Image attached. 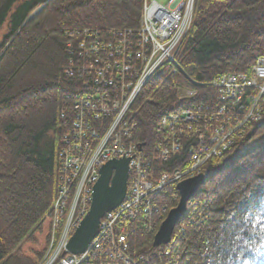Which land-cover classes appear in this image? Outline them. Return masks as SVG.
I'll return each instance as SVG.
<instances>
[{
	"label": "trees",
	"instance_id": "obj_1",
	"mask_svg": "<svg viewBox=\"0 0 264 264\" xmlns=\"http://www.w3.org/2000/svg\"><path fill=\"white\" fill-rule=\"evenodd\" d=\"M141 10L142 0H0V27L9 16L0 45V264H33L16 247L46 218L58 190L57 151L71 122L68 112L60 117L68 105L62 97L79 89L63 76L64 33L92 27L102 37L110 29L134 30ZM263 48L264 0H196L176 58L183 75L172 74L167 64L154 74L130 113L133 142L150 147L167 113L211 109L217 91L210 85L230 73L247 74ZM180 88L193 97L181 100ZM189 145L155 171L179 170L188 162ZM200 173L203 181L173 231L169 264H264V117L247 124ZM162 196L177 200L175 186ZM152 239L136 236L132 250L154 251Z\"/></svg>",
	"mask_w": 264,
	"mask_h": 264
},
{
	"label": "built area",
	"instance_id": "obj_2",
	"mask_svg": "<svg viewBox=\"0 0 264 264\" xmlns=\"http://www.w3.org/2000/svg\"><path fill=\"white\" fill-rule=\"evenodd\" d=\"M192 6L193 0H166L164 3L144 0V13L139 31L121 32L118 34L120 39H116L117 34L111 32L110 35L105 36V40L108 38L118 40L112 45L110 42L105 43V40L97 42V39L93 37L90 40L94 43L90 45V48L95 43L96 48L98 47L97 51H95L96 48L93 49L96 52L93 54L88 52L89 49L86 47L88 43L85 40L84 47L80 42L75 45L68 41L66 44L69 65H66L65 74L69 78L85 79L84 92L79 94L77 91L73 94V106L65 110V113L68 112L73 116L71 117L72 130L67 131L60 139L57 151L58 190L56 199L48 211L52 233L58 232V235L55 236L56 239L53 235L51 236L45 259L39 264H166L165 261L172 252L170 242L146 255L136 254L130 244L134 235H149L158 230L157 225L159 222L161 224L172 203L171 200L170 203L168 201L162 203L161 196L164 190L187 178L185 174H176L170 178L169 174H159L152 167L155 166L154 163H166L169 157L180 148L173 145L176 151L169 152L165 144L170 142L174 144L180 136H186L187 133L181 127L192 119L193 110L202 112L199 127L205 128L203 130L205 135L213 119L218 123L216 119L225 117L224 120H227V123L230 121L228 118H232L231 114H235V117L238 116L237 119L241 120L244 109L259 106L260 113L264 110L263 93H259L262 97L261 102L257 103V99L254 100L252 95L249 96L251 89L258 88L255 86L257 84L255 80L264 81V59L260 57L256 60L257 66L254 65L255 68L252 71L255 72V80L232 73L220 77L210 85L220 94L216 100L218 104H215L217 113L209 107L196 106L192 108L193 110L181 109L164 115L156 124L155 132L166 134L162 135L166 138L163 137V141L156 144L168 150L164 152L167 153L166 156L151 158L149 153L148 156L142 157L141 145L132 141L131 131L135 124L131 123L129 107L132 106L137 93L148 82L144 85L141 83L152 78L164 64L170 65L171 69H179L175 62L177 49L182 43V37L187 36L192 19ZM159 34L161 36H158ZM171 34H177V37L168 43L167 38ZM159 40L165 42V45L159 44ZM161 45L167 52L163 59L157 55L159 48L163 50ZM99 52L106 56V62L99 58ZM80 53L90 62L89 69L85 66L81 76L76 71L75 64L79 61L76 56ZM91 56L93 57L90 58ZM165 59L166 62L163 63ZM153 62L155 67L148 72L150 74H146ZM141 77L143 79L140 83ZM191 95L192 91L181 88L178 90L181 100H186ZM64 116L62 115V118ZM259 119L260 117H257L254 121ZM223 125L222 122L221 127ZM171 133L173 137L175 134L174 140L173 137L169 138ZM198 134L201 137L199 128L195 129L194 138H188L191 144L188 153L193 155L196 163H199L197 161L199 155L194 154V149L205 142L201 141L202 138ZM214 137L213 141L216 137L218 138V136ZM227 138L228 142H225ZM221 140V143L215 141L217 150L213 153V157H220L230 148V144H233V138L229 140L228 135ZM100 147L101 154L96 157L97 161L86 164L93 152ZM198 150L200 154V149ZM121 159H127L128 172L123 200L116 208L103 215L99 221L97 233L86 249L78 255L69 254L66 250L67 243L89 211L92 190L99 178L100 168L109 161ZM197 168L196 166L191 171L194 173ZM191 171L188 173L190 174ZM199 172L195 173L199 174Z\"/></svg>",
	"mask_w": 264,
	"mask_h": 264
},
{
	"label": "rangeland",
	"instance_id": "obj_3",
	"mask_svg": "<svg viewBox=\"0 0 264 264\" xmlns=\"http://www.w3.org/2000/svg\"><path fill=\"white\" fill-rule=\"evenodd\" d=\"M156 1H158V2H160V3H164L166 0H156ZM43 6V5H42ZM41 6V7H42ZM195 6H196V2L193 4V11H192V19H191V21H190V24H189V27H188V32H187V36L186 37H182L183 38V40H182V43H181V45L178 47V51H177V54H176V58H177V55H178V52L180 51V49H181V47H182V45H183V43L187 40V38H188V35H189V32H190V28H191V24H192V20H193V17H194V13H195ZM40 7V8H41ZM40 8H38V9H36V11H34L29 17H32L36 12H38V10L40 9ZM144 0H142V10H141V16H140V19H139V23H138V28L137 29H110V30H108V31H106L104 34H102V35H104V36H102V37H99V35L97 34V30H96V28L94 29V28H92V27H83V28H79V29H77V30H74V31H71L70 33H64V41H66L65 43L67 44L68 42L67 41H69V43L71 44H75V45H77V44H80V43H82L83 44V47L84 46H86V44L83 42L84 40L88 43V46H86L88 49H89V51L88 52H90V54H93V52H95V51H97L98 50V47L96 48V43L93 45V46H91V48H90V45L92 44V43H94V41L93 40H90L91 38H93V37H95V39H97V42H100L101 40H105V36H108V35H110V33L111 32H115L116 34H117V37H116V39H120V37L118 36V34L119 33H121V32H128V31H139L138 29H139V27H140V22H141V18H142V16H143V13H144ZM28 17V18H29ZM27 18V19H28ZM8 21H9V16L6 18V20L4 21V23L2 24V26L0 27V45L3 43V37L4 36H6L7 34H8V32H9V27H8ZM148 22H149V20H148ZM158 24H159V22H158ZM187 27V26H186ZM158 36H161V34H159ZM177 37V34H171V35H169L168 36V38H167V42L168 43H170L171 42V40H174L175 38ZM116 39H110V38H108V39H106L104 42L105 43H109L110 42V45H112V44H114V43H116V42H118V40H116ZM160 40H161V38H160ZM159 40V41H160ZM80 42V43H79ZM103 42V43H104ZM159 44H163V45H165V42H163V41H160L159 42ZM81 47V46H80ZM161 48H163V46L161 45L160 46ZM94 48H96V50L95 51H93V49ZM4 49H5V47H4ZM1 52L2 51H0V54H1ZM96 53V52H95ZM64 54L66 55V56H68L67 54H66V48H65V50H64ZM157 55H159L162 59L167 55V52L165 51V48H163V50L162 49H160L159 48V52H158V54ZM75 56V55H74ZM78 56H79V58H78ZM78 56H76L77 57V60L79 59V61L77 62V63H75L77 66H76V68H77V72L78 73H80L79 74V76H81L82 75V73H84V72H82V70L83 69H85V66L86 67H88L89 65H90V62L86 59L87 57H82L81 56V53L80 54H78ZM98 56H99V58L100 59H103L105 62L107 61L106 60V56L104 55V54H102L101 52H99V54H98ZM93 56H91L90 58H92ZM262 58L263 57V59H264V48L262 49V51H261V54H260V56L258 57V58ZM257 58V59H258ZM156 61H158V60H156ZM87 62V63H86ZM164 62H166V59L163 61V63ZM175 62H177V59H175ZM263 62V61H262ZM65 67L63 68V76L64 77H66V78H68V79H70V80H74V81H76L77 82V87L79 88L77 91H78V93L79 94H81L82 92H84L83 91V81H85V79H83V78H81V77H79L80 79H78V77H77V79L76 78H74V77H71V78H69L68 76H66V74H65V69H66V65L68 64L69 65V63H67V58H66V60H65ZM255 63H256V61L254 62V64L251 66V69L249 70V72L247 73V74H244V73H235V74H238V75H244V76H246L247 78L248 77H251V79H254L255 80V72H252L253 71V69L255 68V66H257V64L255 65ZM164 65H166V64H164ZM168 65V64H167ZM255 65V66H254ZM177 66L179 67V65H178V63H177ZM155 67V63L153 62V64H151V66L147 69V72H146V74H150V73H148V72H150L151 70H153V68ZM87 69H89V67L87 68ZM180 69V70H179ZM179 69L178 70H175V69H171V68H169V70L171 71V73L172 74H175V73H179V74H181V75H183V71L181 70V68L179 67ZM173 70V71H172ZM230 74H232V73H230ZM152 76V75H151ZM83 77H85L84 75H83ZM223 77V76H222ZM153 78V77H152ZM152 78H149V79H147V81L145 80V81H143V83H141V81H142V77L139 79V81H140V83L142 84V85H144L146 82H150L151 81V79ZM256 82H257V84L255 85L256 87H258L256 90L255 89H251V91L249 92V96L250 95H252V98L254 99V100H256V103L258 102V101H260L261 102V95H259V93L261 92V93H263L264 94V81H257V80H255ZM147 83V84H148ZM138 84V80H137V83H136V85ZM147 84H145V87H146V85ZM136 85H135V87H136ZM145 87L141 90V91H139L138 93H137V95L135 96V98L133 99V103H132V106L131 107H129V111H128V113L130 112L131 113V111L134 109V104H135V102H136V100H138L139 99V97H140V95L142 94V92H143V90L145 89ZM261 88H263L262 89V91H261ZM182 89V88H181ZM184 90H186V89H184ZM190 91V90H189ZM77 93V94H78ZM181 95V94H180ZM184 95V94H183ZM193 95H194V92H192V95H191V97H193ZM220 94H219V92H217V98H219L220 96H219ZM190 97V98H191ZM63 99H64V101L66 100V103L68 104L67 106H65V104L63 105V107H62V109H61V115H60V117L62 118V115H65L66 113H65V110L66 109H68L69 107H72L73 106V95H68V96H64V97H62ZM190 98H188V99H190ZM263 99V98H262ZM187 100V99H186ZM69 101V102H68ZM215 104H218V103H216L215 102ZM231 104H233V103H231ZM231 104H229L231 107H233ZM260 105V104H259ZM200 106H203V105H200ZM194 107V106H193ZM193 107H191V108H187V109H189V110H191ZM196 107V106H195ZM203 107H205V106H203ZM258 107L259 106H257V107H252L251 109H244V112H242L241 113V116H242V119L241 120H238L237 118H238V116L237 117H235V114H231L230 115V117H232V118H228V119H230V121L229 122H227L226 123V121L227 120H224V118L225 117H223V118H220V120L219 119H216L217 121H218V123L213 119L212 121H211V123L209 124V126H208V131H207V135H205L204 134V132H203V130L205 129L203 126H200L199 127V124H201V122L199 121V118L201 117L200 115H202V112L200 111V112H197V111H195V110H193V115L191 116L192 117V119H190V121L189 122H187V123H185L184 125H182V129L187 133L186 134V136H180L177 140H175L174 141V144H171V142H170V144L169 143H166L165 145H166V149H168L169 150V152H171L172 150H173V152H175L176 151V147H173V145L174 146H183L185 143H188L189 142V137L190 138H194L195 137V129H198L199 128V132H200V134H201V137H200V135L198 134V136L200 137V138H202L201 139V141H205V142H203L202 144H200L199 146H197L199 149H200V154L198 153L199 152V150H198V148L197 149H194V154L195 155H199V159L197 160V161H199V163H196L195 162V160L196 159H194V157H193V155H191V154H189V158H188V162L186 161V160H183L184 161V163H185V165L184 166H182V167H179V170H177L176 172H175V170H172V171H169V172H160L159 170H158V173L159 174H169L171 177L170 178H172V177H174L176 174H185V175H187V178H185L184 180H186V179H189V178H193V177H195V176H197V175H199V174H201L200 172H199V174H196L195 172L196 171H200L201 169H202V167L208 162V161H210V160H212V159H214V158H218V157H213V153L214 152H216V150L217 149H215V141H220L224 136H226V135H228V137H229V140L231 139V138H233V144H230V147L231 146H233L235 143H236V141H237V139H239L242 135H243V133H244V131H245V127H246V125L247 124H249V123H258V122H260L262 119H263V117H264V110L260 113L259 111V109H258ZM260 108V107H259ZM211 109H213L214 111H216L217 110V108H215V105L214 106H212V108ZM216 113H217V111H216ZM167 114H169V113H167ZM166 114V115H167ZM213 115H214V113H213ZM129 116L131 117V115L129 114ZM211 118H212V116L211 115H209ZM70 117H73V116H70ZM259 118L260 117V119L258 120V121H254V119L255 118ZM223 119V120H222ZM71 120H72V118H71ZM221 120H222V122H223V126L221 127V124H222V122H221ZM134 123V121H132V119H131V123ZM132 123V124H133ZM209 123V122H208ZM207 123V124H208ZM135 124V123H134ZM136 127V124H135V126H134V128ZM134 128H133V130H134ZM190 128V129H189ZM201 128V129H200ZM66 131L62 134V136H64L65 134H66V132L68 131H70V130H72V125H71V122H70V124L69 125H67V127H66ZM132 130V131H133ZM131 131V132H132ZM156 133V132H155ZM159 134H161V135H159ZM156 133V140L153 142V144L150 146V147H146L145 148V146H143V145H141V154L143 155L142 157L144 158L145 156H148V154L150 153V156H151V158L153 157V156H155V158H157V157H160V158H163L164 156H166V154L167 153H164V152H167L166 151V149L164 148H162L163 146H158V145H156L157 143H161V141H163V137H165V136H163L162 137V135H166V134H164V133ZM172 134L173 133H171V134H169V138L171 139L173 136H172ZM214 134H216V135H214ZM180 135H182V134H180ZM230 135V136H229ZM131 136H132V134H131ZM179 136V135H178ZM214 136H218V138L216 137V139L213 141V138H215ZM211 137V138H210ZM62 138V137H61ZM166 138V137H165ZM210 138V139H209ZM173 140L175 139V134H174V137L172 138ZM207 140L209 141V142H207ZM133 141V140H132ZM222 141V140H221ZM221 141L219 142V143H221ZM173 142V141H172ZM225 142H228V138L225 140ZM191 143H192V140H191ZM169 144V145H168ZM60 145V144H59ZM163 145V144H162ZM59 149V148H58ZM205 150V151H204ZM162 152V153H161ZM179 152V150L178 151H176L175 153H173V156H176V154ZM205 152V153H204ZM100 154H101V147L100 148H97L94 152H93V154H92V156L89 158V162H86V164H88V163H90V162H93V163H95L97 160H96V157L97 156H100ZM154 158V159H155ZM146 159H148L147 157H146ZM154 165H156L157 166V169L159 168V165L160 164H155L154 163ZM196 166L198 167L195 171H194V173L191 171V169L193 170L194 168H196ZM153 167V166H152ZM191 171V173L189 174L188 172H190ZM58 172V171H57ZM179 172H181V173H179ZM193 176H192V175ZM191 175V176H190ZM184 180H181L180 182H182V181H184ZM58 173H57V184H58ZM180 182H178V183H180ZM176 186V185H175ZM78 187V186H77ZM78 189H76V191H77ZM197 190V189H196ZM76 191H74V192H76ZM56 195H57V193H56ZM56 199V198H55ZM55 199H54V201H55ZM170 200L172 201V204L174 203L175 204V206L177 205V203H178V199L176 200V199H174L173 197H171L170 198ZM54 201H53V203H54ZM161 201H162V203H164V199H163V197L161 196ZM52 203V204H53ZM68 205H69V203H68ZM52 206V205H51ZM175 206H171L170 205V209H167V213H168V211L169 210H171L172 208H175ZM185 212V211H184ZM184 215V214H183ZM183 215H182V217H183ZM165 217H166V214L164 215V219H165ZM181 217V218H182ZM181 218H180V220H181ZM163 219V220H164ZM49 220H50V216H49V214H47V216H46V218L45 219H43V221L40 223V225H39V227L38 228H36V229H31L30 231H29V234L28 235H26L21 241H20V243H19V245L16 247L17 249H19V251H20V256H23L24 258H28V259H30L31 261H32V263L33 264H39L42 260H44L45 259V255H46V253H47V251H48V249H49V245H50V241H51V236L53 235L54 237L55 236H57L58 235V232L55 234V232L54 233H52V225H50L49 224ZM163 220H162V222H163ZM179 220V221H180ZM161 222V223H162ZM179 223V222H178ZM178 223L176 224V226L178 225ZM159 226H160V222H159V224L157 225V228H159ZM176 226H175V228H176ZM156 228V229H157ZM174 228V229H175ZM183 230V228H182V226H180V230H178V232H180V231H182ZM174 231V230H173ZM156 232H157V230H156ZM155 232V233H156ZM74 233V232H73ZM155 233H153V234H149V235H151V236H154L155 235ZM139 235V234H138ZM138 235H134V237H132V240L136 237V236H138ZM141 236L143 235H145V234H140ZM139 235V236H140ZM30 236V237H29ZM173 236H174V234L172 233V236H171V239H170V244H172L173 243ZM55 239H56V237H55ZM55 242H56V240H54ZM152 241H153V239H152ZM169 242L167 243V244H169ZM131 244V243H130ZM166 244V245H167ZM55 245V244H54ZM163 246H165V245H163ZM86 249V248H85ZM156 248H154V250H155ZM52 252V251H51ZM68 252V251H67ZM69 253V252H68ZM70 254V253H69ZM176 256L178 255V251L177 250H175V253H174ZM71 255H73V254H71ZM76 255H78V254H76ZM62 256H64V254H62ZM172 259H173V256L171 257V256H169L168 258H167V263L169 264V261L171 262L172 261ZM166 263V262H165Z\"/></svg>",
	"mask_w": 264,
	"mask_h": 264
},
{
	"label": "water",
	"instance_id": "obj_4",
	"mask_svg": "<svg viewBox=\"0 0 264 264\" xmlns=\"http://www.w3.org/2000/svg\"><path fill=\"white\" fill-rule=\"evenodd\" d=\"M127 178V159L112 160L100 168L99 178L92 190L89 211L67 243L66 250L70 254H81L85 250L96 235L99 221L103 215L116 208L123 200ZM203 178V174H199L176 184L178 203L175 208L168 211L153 236L152 248L166 245L170 241L176 224L184 214L187 202L193 197Z\"/></svg>",
	"mask_w": 264,
	"mask_h": 264
},
{
	"label": "bare ground",
	"instance_id": "obj_5",
	"mask_svg": "<svg viewBox=\"0 0 264 264\" xmlns=\"http://www.w3.org/2000/svg\"><path fill=\"white\" fill-rule=\"evenodd\" d=\"M196 2V0H193V4ZM192 11H193V6H192V10H191V15H192ZM171 250H172V244H171Z\"/></svg>",
	"mask_w": 264,
	"mask_h": 264
}]
</instances>
